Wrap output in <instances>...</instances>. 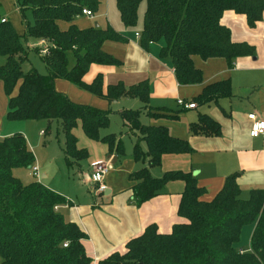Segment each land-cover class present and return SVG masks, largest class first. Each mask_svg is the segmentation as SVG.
<instances>
[{
  "label": "trees",
  "instance_id": "obj_1",
  "mask_svg": "<svg viewBox=\"0 0 264 264\" xmlns=\"http://www.w3.org/2000/svg\"><path fill=\"white\" fill-rule=\"evenodd\" d=\"M143 1L146 5L140 41L144 46L164 42L160 54L172 60L180 84L203 81L202 71L194 64L195 55L205 60L224 58L233 66L238 57L256 54L254 45L232 40L222 17L226 11H234L244 15L249 27L254 28L263 19L264 0H115L126 27L137 26ZM16 4L26 20L24 36L0 18V56L6 59L0 65V79L10 95L9 118L56 119L64 133L63 152L68 167L88 156L85 149L77 147L73 129L78 124L90 138L105 142L110 153L124 156L117 135L102 136L100 132L110 124V110L75 103L56 90L55 81L69 80L110 102L127 95L146 102L150 91L147 82L130 87L118 83L105 88L101 73L89 83L84 80L92 64H120L103 50V45L106 41H125L126 37L111 25L84 29L76 25L84 8L93 13L99 10V0H16ZM28 10L31 21L26 18ZM60 22L69 27L62 29ZM28 37L50 44L48 55L41 57L46 74L36 68L23 69L28 58L24 40ZM18 83V93L12 96ZM229 95L231 82L224 80L207 85L195 100L205 104ZM142 113L143 109L118 113L137 137L134 159L148 163L129 177L133 198L140 205L160 194L168 182L183 180L178 211L188 221L175 224L170 233H160L155 224H150L126 243L125 252H114L97 264H264V189H252L248 198H242L238 173H233L211 201H204L201 197L206 190L191 172L173 170L161 177L153 176L150 168L161 165L164 154L191 152L192 147L172 136L165 126L143 124ZM190 130L204 135L221 133L219 123L205 114ZM141 141L146 142V150ZM33 160L22 134L0 138V264H90L92 259L83 242L86 233L56 209L72 203L40 182L24 185L14 176L13 168L29 167ZM247 224L252 226L250 246L241 248L240 235Z\"/></svg>",
  "mask_w": 264,
  "mask_h": 264
},
{
  "label": "crops",
  "instance_id": "obj_2",
  "mask_svg": "<svg viewBox=\"0 0 264 264\" xmlns=\"http://www.w3.org/2000/svg\"><path fill=\"white\" fill-rule=\"evenodd\" d=\"M93 18L81 15L75 23L82 29L96 24L103 28L111 25L108 20V24L91 25ZM222 23L230 28L233 41H246L254 45L256 54L238 57L233 66H229L224 58L205 60L198 55L193 56L195 66L203 73V81L199 84L184 85L177 81L172 60L160 54L163 41L152 42L147 46L141 43V22L139 29L134 32L128 31V27L123 25L124 29L118 32L126 37L125 41L104 43L103 50L118 59L120 64H92L84 80L89 83L101 73L105 88L118 83L130 87L147 82L150 91L146 102L130 95L110 102L66 79H56L55 88L75 103L110 110L109 116L124 109H143L140 117L143 124L165 126L172 136L188 142L192 147L191 152L166 153L162 156L161 165L150 170L155 177L173 170L191 172L199 186L206 190L201 197L204 201H211L223 188L226 177L233 173H238L237 182L241 193L245 190L250 192L252 189H264V137H251L252 121L248 118L251 112L264 117V15L257 26L251 28L244 15L226 11ZM68 27L67 23L61 26L62 29ZM41 43L42 40L34 39V45ZM224 80L231 82V95L218 97L205 104L196 102L195 98L207 85ZM179 99L197 105L195 108H185L179 104ZM121 101L124 102L122 106L113 110ZM202 114L219 123L220 134L191 132V125ZM127 130L134 138V147L137 137ZM108 134L117 135L125 155L110 153L108 150L105 158L92 160L86 182L91 185L94 196L82 200L77 197L75 200L64 195L72 204L66 203L57 208L58 212L76 222L86 233L87 238L83 242L92 259L90 264H97L114 252H125L126 243L141 235L150 224H155L160 233H170L175 224L188 221L178 211L185 187L183 180L168 182L160 194L138 205L133 198V182L129 177L131 173L148 166V163L134 159L133 147L130 151L124 148L122 135L101 132L102 136ZM140 144L143 150L147 149L145 141ZM97 160L107 161L111 164L110 171L114 169L122 177L120 181L112 177L109 171L104 179L106 190L102 193L97 191L98 184L90 179L92 163ZM80 161L73 167L81 171Z\"/></svg>",
  "mask_w": 264,
  "mask_h": 264
},
{
  "label": "rangeland",
  "instance_id": "obj_3",
  "mask_svg": "<svg viewBox=\"0 0 264 264\" xmlns=\"http://www.w3.org/2000/svg\"><path fill=\"white\" fill-rule=\"evenodd\" d=\"M99 10L94 13V18L90 21L91 25L95 23L106 24L107 20L117 31L124 29V24L119 18V11L117 9L115 0H99ZM146 2L143 1L138 9V24L136 27L129 28L128 31H133L138 28V25L143 20V14L145 10ZM26 18L31 21V11H26ZM4 17L9 24L15 29L20 36L25 35V23L26 20L17 7L16 0H0V18ZM65 22H60V26ZM108 24V23H107ZM43 41V40H42ZM45 41V44H43ZM40 45H34V38L28 37L24 40V45L28 49V58L23 63L24 71H28L31 68H36L40 73L46 74L47 69L42 60V56L48 55L42 54L41 49L44 45L50 47L48 41L44 40ZM39 48V50H37ZM49 50V49H48ZM5 57L0 56V65L5 62ZM19 83L11 91V95L15 96L18 93ZM9 94L6 90L3 80L0 79V138L12 136L15 133L22 134L28 143V146L34 156L33 163L29 167L17 166L13 168L12 172L24 185H28L32 182H40L55 192L59 191V194L67 196L69 198L77 197L78 200L85 199L86 197L92 198L94 191L91 189V185L86 182L89 176V164L92 160L97 158H105L108 152V145L101 141L90 138L82 126L78 124L73 129V134L77 140V147L85 149L87 151V158L80 161L81 171L77 167H68L64 159L63 149L64 133L60 127L59 122L56 119L51 121L46 119H11L8 116L9 111ZM126 101V99L124 100ZM132 101V100H131ZM124 102L114 106L112 109L116 110L122 106ZM134 109H137L134 107ZM111 122L108 127L102 128V133H116L122 135L123 146L126 150L130 151L133 147L134 138L127 131V127L123 125L122 118L117 111L111 113ZM129 132L133 133L129 130ZM43 133V134H41ZM105 160H97L93 163L102 162ZM32 166H37L39 169V176L31 173ZM112 177L122 181L121 175L114 169L109 173ZM106 177V176H105ZM91 179V178H90ZM89 179V180H90ZM109 184V183H108ZM263 190V189H262ZM249 191V190H248ZM250 192L246 190L241 193L242 197H248ZM252 236V226L245 225L242 228L240 235V247L248 248L250 246ZM0 256V263H1Z\"/></svg>",
  "mask_w": 264,
  "mask_h": 264
},
{
  "label": "built area",
  "instance_id": "obj_4",
  "mask_svg": "<svg viewBox=\"0 0 264 264\" xmlns=\"http://www.w3.org/2000/svg\"><path fill=\"white\" fill-rule=\"evenodd\" d=\"M83 15L87 16H93L94 13L91 12L89 9L84 8L83 9ZM2 22H6V19H1ZM137 36L139 34L137 33ZM44 41V40H43ZM42 41V42H43ZM45 44V41L44 43ZM49 48L44 45L41 49L42 54H47L49 52ZM179 104L182 105L185 108H195L196 104L193 102H185L183 99L178 100ZM248 118L252 121V127L250 129V135L251 137H259L263 136L264 137V117H260L256 112H251L248 114ZM31 168V173L40 179L41 177L39 176V169L37 166H32ZM111 164H109L107 161H102V162H97V163H92V172H91V181L94 183L98 184L97 191L98 192H104L106 190V185L104 183L105 176L108 174L110 171ZM58 206L56 207V209ZM67 245V243H65Z\"/></svg>",
  "mask_w": 264,
  "mask_h": 264
},
{
  "label": "water",
  "instance_id": "obj_5",
  "mask_svg": "<svg viewBox=\"0 0 264 264\" xmlns=\"http://www.w3.org/2000/svg\"><path fill=\"white\" fill-rule=\"evenodd\" d=\"M96 26H98V24H96Z\"/></svg>",
  "mask_w": 264,
  "mask_h": 264
}]
</instances>
